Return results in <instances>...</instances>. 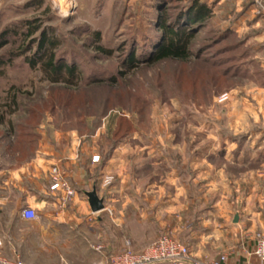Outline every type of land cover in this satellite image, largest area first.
Wrapping results in <instances>:
<instances>
[{"label": "rangeland", "instance_id": "obj_1", "mask_svg": "<svg viewBox=\"0 0 264 264\" xmlns=\"http://www.w3.org/2000/svg\"><path fill=\"white\" fill-rule=\"evenodd\" d=\"M199 2L207 17L188 23L192 0H0L1 180L38 149L41 138L55 145L60 135L66 142L72 134L102 154L116 150L113 173L100 182L108 204L104 245L107 238L119 241L121 251L142 250L144 233L155 228L147 200L156 206L158 193L168 203L179 200L188 223L215 205L225 214L242 213L245 231L264 237V0ZM161 18L192 34L186 59L146 62L162 39ZM44 33L55 40V61L76 69L68 83H52L28 63ZM11 97L16 103L9 114ZM94 135L101 138L92 142ZM47 178L49 189L55 179L68 185L55 166ZM13 184L0 188V198L7 196L0 199V264L105 262L107 252L98 263L72 231L69 241L68 227L58 222L48 232L54 253L32 254L30 239L12 252L16 229H32L20 216L24 206ZM32 208L33 220L59 209ZM166 217L158 237L184 243L191 226L175 231L174 219Z\"/></svg>", "mask_w": 264, "mask_h": 264}, {"label": "crops", "instance_id": "obj_2", "mask_svg": "<svg viewBox=\"0 0 264 264\" xmlns=\"http://www.w3.org/2000/svg\"><path fill=\"white\" fill-rule=\"evenodd\" d=\"M262 9H264V2ZM94 136L90 137V139H93L92 142L101 138L98 135ZM84 139L71 134L65 137V142L60 135L57 140H54L56 142L54 145L51 144V140L46 139V141L41 138L38 142V149L27 160L17 165L16 169L10 173L6 180H1L0 178V188H2V184L7 186L14 183V190L19 194L16 201L24 207H59L58 213L42 215L40 220L23 219L31 225L32 229L27 230L22 227L16 229L20 234L18 238L14 237V243H9V248L12 252L16 253L18 250L15 246L26 245V240L30 239L32 254L42 253L43 251L54 253V237L48 236V232H50V229L51 231L55 230L54 226H50V224L56 222L68 227L70 231L68 235L69 241L74 239L71 237L73 232L74 235H78L79 238H75L74 241L78 242L79 247L85 248L84 254H93V259H98L99 257L98 263L104 260L103 255L106 252L107 254L122 252L119 248V241L113 242L112 239L106 238L109 243L103 244V213L108 209V204L106 203L104 186L100 182L104 175L113 173L114 169H112V166L116 156L115 147L108 153L102 154L98 150L95 151L94 145L87 147L85 145L87 141ZM79 143L82 146H77L80 145ZM78 147L80 150H78ZM93 156H98V159L93 161ZM52 165L60 170L63 178L68 181V185L74 190L73 196L66 199L63 204L60 200L64 197V192L62 190L49 189L47 176L53 167ZM157 187H159V190L161 189L160 185ZM93 188L96 189L97 195L103 198L104 205L102 210L96 212L91 211L85 195L86 192L91 191ZM146 189H150V185ZM140 196L143 201L148 198H145L142 194ZM160 198L161 194L158 193L159 202L156 206H154L155 204L152 205L153 200H147L151 203L148 205L151 207H148L147 215L150 218L148 220L153 221L155 228L151 232L147 231L144 233V247L142 250L158 238L160 232L166 230V216L169 213L174 219L175 231L179 228H184V226H191L184 242L190 251V260L184 264H213L219 261L221 255H227L228 264H264L263 259L253 254L254 239L253 236H250L245 231L247 222L244 220L245 216L242 213L229 214V210L226 209L225 214L220 210L218 211L217 206L213 205L212 212L203 211L205 216L202 217V220L199 218L196 220L198 221L196 224L193 221L188 223L185 221L186 216L185 218L183 217V206L179 200L172 204L168 203L166 199L161 200ZM0 199L4 202L7 200V196L3 195ZM127 206H131V200L127 201ZM195 215L196 213L194 212L191 216L194 217ZM219 217L222 220V224ZM3 219L4 217L0 216V229L2 230L5 229V227H1L4 222ZM261 220L264 221L263 219ZM199 224H202L204 228H200ZM85 228H87L88 232L83 231ZM75 230H77L78 234H75ZM28 231H31V236H23ZM131 237H129L131 241L133 237L136 240V236ZM116 239L118 238L116 237ZM2 242L4 241L2 240ZM44 242L47 244L46 247L43 245ZM88 242L99 244H94L95 246H93V244L88 245ZM65 244L67 245V243ZM69 244L71 243L69 242ZM40 248L45 250H40ZM2 249L5 248L3 247Z\"/></svg>", "mask_w": 264, "mask_h": 264}, {"label": "trees", "instance_id": "obj_3", "mask_svg": "<svg viewBox=\"0 0 264 264\" xmlns=\"http://www.w3.org/2000/svg\"><path fill=\"white\" fill-rule=\"evenodd\" d=\"M208 15V9L205 4L199 0H192L191 7L187 13L188 23L204 20ZM160 24L163 28V35L160 43L155 47L154 53L146 60V62H156L163 59H186L189 55L188 43L192 34L185 28L170 26L161 18ZM55 40L42 35L38 44V54L28 57V63L31 67L38 66L39 70L47 76V79L52 83L69 82V79L75 76L76 69L72 65H64L55 61ZM131 56L129 62L131 65L134 58ZM136 61V59H135ZM67 74L69 78L64 75ZM9 108L5 111L11 114L15 110V98H10ZM4 121L3 115H0V122Z\"/></svg>", "mask_w": 264, "mask_h": 264}, {"label": "built area", "instance_id": "obj_4", "mask_svg": "<svg viewBox=\"0 0 264 264\" xmlns=\"http://www.w3.org/2000/svg\"><path fill=\"white\" fill-rule=\"evenodd\" d=\"M255 2L260 5L262 0H255ZM97 159L98 156L92 158L93 161ZM50 189H62L64 200L74 194V190L59 179H55ZM20 216L22 219L31 220L36 217V211L30 206H25L21 210ZM253 239V254L264 260V237L262 234L256 233ZM227 258V255H221L219 261L213 264H228ZM105 259L103 264H184L190 260V251L184 243L162 235L141 251L132 252L126 249L122 252L109 254Z\"/></svg>", "mask_w": 264, "mask_h": 264}, {"label": "water", "instance_id": "obj_5", "mask_svg": "<svg viewBox=\"0 0 264 264\" xmlns=\"http://www.w3.org/2000/svg\"><path fill=\"white\" fill-rule=\"evenodd\" d=\"M85 195L92 212L100 211L104 208L103 198L97 195L95 188L86 192Z\"/></svg>", "mask_w": 264, "mask_h": 264}]
</instances>
